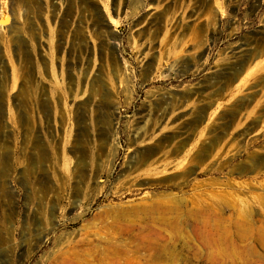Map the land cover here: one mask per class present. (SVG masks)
<instances>
[{"label": "rangeland", "instance_id": "obj_1", "mask_svg": "<svg viewBox=\"0 0 264 264\" xmlns=\"http://www.w3.org/2000/svg\"><path fill=\"white\" fill-rule=\"evenodd\" d=\"M0 264H264V0H0Z\"/></svg>", "mask_w": 264, "mask_h": 264}, {"label": "bare ground", "instance_id": "obj_2", "mask_svg": "<svg viewBox=\"0 0 264 264\" xmlns=\"http://www.w3.org/2000/svg\"><path fill=\"white\" fill-rule=\"evenodd\" d=\"M192 194V200L190 201L185 197L165 200L152 199L149 204L145 206L148 209L149 213L143 211L148 217L146 226H148V228H152L153 231L159 230L164 233L167 232V230L180 229L184 225L191 224L193 230L199 234L204 231L211 232L212 236L215 237L213 239L214 244H216L217 246H222L224 242H226H223L222 238L225 235H227L228 237L230 236V229L226 227L227 230L221 232V221L220 218H218L219 214H217L215 210H212V208L207 205L206 201L203 200L204 195L196 194L195 190L192 192ZM188 204L190 205L188 208H186L185 206H187ZM188 216H193V220H190ZM222 221L224 222L223 219ZM235 221H238V225L235 224L234 226L238 230L242 229V227L247 224V220H243L238 217H236ZM227 225L231 226L230 222H228Z\"/></svg>", "mask_w": 264, "mask_h": 264}]
</instances>
